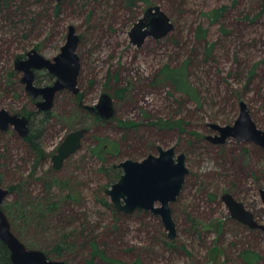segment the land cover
<instances>
[{"label": "rangeland", "instance_id": "rangeland-1", "mask_svg": "<svg viewBox=\"0 0 264 264\" xmlns=\"http://www.w3.org/2000/svg\"><path fill=\"white\" fill-rule=\"evenodd\" d=\"M40 1L44 5H57V0ZM67 3L62 4L60 13L52 10L42 20L43 27L28 37L26 32L15 37L0 29V79L10 80L0 89V108L12 111L35 108L20 75L8 77L15 70V59L33 48L54 58L67 41L69 27L74 25L81 37L78 55L82 103L93 106L103 94H109L114 99L115 115L109 119L95 118L80 108L71 92L60 93L41 134L44 159L37 161L30 155L26 143L15 133L1 135L2 186L7 188L26 181L31 197L36 198L43 195L42 182L50 181L49 175L68 181L81 193L75 206L88 211L95 233L102 235L101 241L105 243L102 247L110 248L114 257L125 262L142 258L145 264H250L240 256L248 248L260 255L258 264H264V231L239 227L222 198L230 192L264 224L260 195L264 189V148L235 138L226 143L206 138L216 133L210 123H222L210 112L225 117L228 124L237 119L240 102L236 104L232 97L238 93L250 107L255 122L264 128V0H135L132 5L124 0ZM151 6H160L170 17L174 35L181 39L185 51L168 48L165 38L148 39L141 47L131 43L129 31ZM218 13L219 18L215 17ZM200 28L208 30L206 40L215 43L210 61L205 53L201 55ZM193 55L197 57L191 81L202 94L200 106L172 84L158 81L165 64L177 65L176 60L181 64ZM41 81L49 84L46 79ZM118 90H122L121 95H117ZM179 118H185L183 132L172 124H159ZM160 119L162 122H157ZM83 126L89 127V131L81 148L60 169H54L52 155L69 131ZM197 133L200 138L195 137ZM197 139L200 143L194 145ZM100 142L111 149L114 142L119 143V150L107 153L106 162L95 151ZM158 146H175L178 153H185L190 171L181 194L171 205L177 231L174 239L169 237L160 215L145 211L148 218L145 224H140L142 221L134 214L125 217L122 214L126 212H116L103 202L106 199L113 204L106 189L119 177L112 180L102 168H114L129 158L142 160L149 154H157ZM9 163L14 166L11 173L5 170ZM52 192V197L61 202L58 210L49 212L51 218L16 219L13 225L27 246L41 248L51 258L61 259L52 248L71 233L60 224L59 214L61 208L68 206L63 201L68 190L54 186ZM16 194L10 193L4 201L9 214V207L16 206L22 211L25 204L23 196ZM19 197L22 199L18 200ZM192 220L199 228L192 229ZM115 225L122 227V242L108 238ZM88 253L87 249L82 254L67 252L62 259L67 264H86Z\"/></svg>", "mask_w": 264, "mask_h": 264}, {"label": "water", "instance_id": "water-1", "mask_svg": "<svg viewBox=\"0 0 264 264\" xmlns=\"http://www.w3.org/2000/svg\"><path fill=\"white\" fill-rule=\"evenodd\" d=\"M173 28L174 24L166 12L160 6H151L129 31V37L134 45L140 47L148 37L162 38ZM68 32L67 42L53 59L34 48L27 53L26 58L19 56L15 60L16 67L25 72L24 81L28 83L30 92L34 96H43L44 99L39 104L43 110L52 108L57 91L65 88L74 93L80 91L78 87L80 62L77 54L80 37L74 25L69 27ZM35 69H48L57 80L53 85L37 87L33 84ZM87 108L97 111V115L102 119H109L115 115L114 100L109 94H103L96 105ZM10 124L17 126L21 124L23 135H27V118L18 114L10 115L7 110H1V128L6 129ZM209 126L216 133L206 138L213 142L226 143L229 138H235L239 141L253 142L264 148V130L258 127L245 101H241L240 113L234 123H210ZM87 130L80 128L67 134L53 157L56 169H60L65 159L81 148ZM157 149V154H149L142 160L129 158L115 165L122 173L118 181L106 189V193L119 211L131 213L144 210L160 215L166 229L169 230V237L174 239L177 231L171 205L181 194L190 171L186 154L178 153L175 146L170 148L158 146ZM9 194L10 190L0 183V240L8 246L12 263L66 264L63 260L49 258L41 249L28 247L17 237L3 209L4 201ZM260 195L264 203V189L260 190ZM222 198L233 218L252 228L264 230V224L257 221L255 214L242 201L237 200L230 192L223 194Z\"/></svg>", "mask_w": 264, "mask_h": 264}, {"label": "trees", "instance_id": "trees-1", "mask_svg": "<svg viewBox=\"0 0 264 264\" xmlns=\"http://www.w3.org/2000/svg\"><path fill=\"white\" fill-rule=\"evenodd\" d=\"M81 1L82 0H57V5L53 7L51 6L52 3L51 4L46 3L44 5L40 3L42 2L40 0H0V29L3 31L6 30L8 33L13 34L15 37L20 33L26 32L25 36L28 37L34 31L40 30L43 27V21L47 16L50 15V13L52 14L53 11L54 13H60L61 10L60 7L64 2H68L67 4L70 5L73 4L80 5ZM254 1L259 2L260 0H254ZM134 2L135 0H124V3L129 5H132ZM32 4H34L35 7ZM219 15H220L219 13L215 14V17L219 18ZM175 33L176 32L172 30L165 37L168 43L167 47L170 49L175 48V49H180L181 51H185V49H183L181 46L182 45L181 39L177 35H174ZM207 36H208V30H202V28H200L198 41L199 43H201V45L199 46V48L201 49V55L202 53H205L207 56V60L210 61L211 55L214 53L215 43L206 40ZM196 57L194 55L189 56V58H186L181 64H179V61L176 60L177 65L174 66L169 63L165 64L163 68L160 70L158 81H166L169 84H172L175 90H177L181 94L187 95L189 98L190 97L194 98L196 102H198V105L200 106L203 103L202 94L200 93L199 89L193 85L191 81L192 67H193L192 65L194 64L195 62L194 58ZM14 75H15V71L11 72L10 76H8L9 79L15 77ZM9 83L10 80H7L5 78L0 79V89H2L4 85H7ZM120 92L122 93V90L121 91L118 90L117 95H121ZM239 95L240 93H238L237 96L232 97V101H234L236 104L237 101L238 103L242 101L241 96ZM181 104L183 105L182 102H180V105ZM233 107H234V103H231L230 109H233ZM203 112L206 113V111ZM210 113H211L210 115H213L217 121L222 122L220 124L229 123V121H225L227 120L225 117H220L212 112ZM50 119H51V111L35 116L34 120L32 121L31 134L29 135L28 139L25 142L27 145L28 153L30 155H33L37 159V161H40V159H44L46 157V152L41 140V134L44 129V126L46 125V123L49 122ZM159 121L162 122V119L158 120L157 122ZM184 121L185 118H179L177 120H171V121L165 120L163 121V123H159V124L161 126H167L169 124H172V126H176L181 132H183L184 130L183 125L185 123ZM258 127L264 130L263 127L259 125ZM3 134L6 133L0 131V137ZM195 137L200 138V135L197 133ZM199 143H200L199 139H197L195 143L193 142L194 145ZM106 147L107 146L101 144L100 142V144H98L97 148L95 149L96 154H98L102 158L103 162H106L107 153L115 152L119 150V143L114 142L112 149L110 148V146H108L107 148ZM3 148H4L3 141L0 140V152ZM13 168L14 166L11 163H9L7 164L5 170L8 171V173H11L13 172ZM102 170L106 172L112 180H114L116 177L117 178L120 177L122 173L121 169H117L115 166L114 168L103 167ZM49 177H51L50 181L42 182L43 195L36 196V198L31 197L32 191H30L31 189L28 186V183L24 184V182L26 181L19 182V184H14L7 187L10 190V193H14L16 191V193H18L16 195L23 196V201L25 203L22 206L23 207L22 211L19 210V208L16 206H13V208L9 207L10 214L6 212L7 210L6 207L4 206L5 203L3 205V209L6 212L11 222L12 230L17 235V237H19L21 241L24 242L23 238L20 236V234L17 232L16 228L14 227L13 222L16 219L22 220L23 218V220H25L28 217H31V219L35 217L42 218L41 216L43 217L46 216V218H51L49 212L53 213L54 210H58L61 202V200L58 201L54 199V197H52L53 196L52 189L54 186H62L65 190L66 189L68 190V193L63 198V201L65 203L67 202L68 206H65V209L63 210L61 208V211L59 213L61 214L60 224H63V228L68 230L70 229L71 233L66 234L65 237L62 238L58 242V244L52 248V251L55 252L59 258H61L59 260H63L64 255H67L66 254L67 252L82 254L84 253L85 249H87L89 253L86 256L87 258H85L86 264H145V262L142 261V258L133 262H125L120 257H114L111 254V252H109L110 248L109 249H106V247L103 248L102 245L104 246L105 243H102L101 241L102 235L95 233V228L90 219V215L88 211H86L85 209L84 211H82V209H79V206H75V203L78 202L79 195L81 194L79 190L75 189L73 186H70L68 181L66 182L60 181L59 178L52 177L51 175H49ZM20 199H22V197L18 198V200ZM18 202L19 201H17V203ZM103 202L104 204L112 207L114 211L119 212L118 209L115 208L113 204H110V202H108L106 199L103 200ZM145 213L147 212L143 210H138L135 213H127V214L124 213L122 215L128 217L134 214L135 217H138L140 221H142L140 224L143 223L145 224L146 219L148 218V216H146ZM118 218L119 215H117V219ZM124 226H125L124 228H126V226H128V223L124 224ZM191 226L192 229H196V227L199 228L197 222L193 220L191 222ZM239 227L243 228L244 226L243 224L240 223ZM122 231H123L122 227L120 228L118 225H115L114 231H112L108 235V238L109 239L113 238L116 241L122 242L124 239ZM31 247L33 246H30V248ZM37 249H41V248L37 247ZM46 254L49 256L47 252ZM240 256L250 264H258V261L260 259V255L256 251L248 248L243 250L240 253ZM49 258L51 257L49 256ZM63 261H65L67 264L66 260ZM0 264H13L11 261L10 250L8 246L5 243H3L1 240H0Z\"/></svg>", "mask_w": 264, "mask_h": 264}, {"label": "flooded vegetation", "instance_id": "flooded-vegetation-1", "mask_svg": "<svg viewBox=\"0 0 264 264\" xmlns=\"http://www.w3.org/2000/svg\"><path fill=\"white\" fill-rule=\"evenodd\" d=\"M148 9V8H147ZM76 28V27H75ZM174 29V28H173ZM69 33V32H68ZM76 33L78 34V32H77V28H76ZM79 35V34H78ZM79 37H80V35H79ZM166 36H164V37H162V38H154V37H148L146 40H145V42L144 43H146V41L148 40V39H154V40H162L163 38H165ZM67 39H68V36H67ZM80 40H81V37H80ZM80 40H79V43H78V47H79V44H80ZM67 42V41H66ZM132 43V42H131ZM143 43V44H144ZM133 44V43H132ZM142 44V45H143ZM134 45V44H133ZM141 45V46H142ZM140 46V47H141ZM139 47V46H138ZM34 49V48H33ZM36 49H38V48H36ZM32 50V49H31ZM39 50V49H38ZM30 51V50H29ZM28 51V52H29ZM40 51V50H39ZM27 52V53H28ZM27 53L26 54H24V55H20V56H23L24 58H26L27 57ZM77 54H78V48H77ZM79 56V55H78ZM19 56H17V58H18ZM16 58V59H17ZM15 59V60H16ZM53 59V58H52ZM79 62H80V73H81V61H80V56H79ZM15 70V74H19L20 75V82L25 86V89H26V91H27V93H28V95H29V97H30V99H31V102H32V104H34V106H35V108L33 109V110H30V111H28V110H24V111H12V110H9V109H6V108H0V111L1 110H3V109H5V110H7L9 113H10V115H16V114H18L20 117H25V118H27V128H28V130H27V135L26 136H24L23 135V133H24V130H23V126L20 124V125H15V124H10L6 129H3V128H1V126H0V131H2V132H5L6 133V135H8V133H11V132H13V133H15L16 134V136L20 139V140H22V141H24V142H26V140L28 139V137H29V135L31 134V129H32V121L34 120V118H35V116H37V115H39V114H43V113H46V112H48V111H51V115L53 114V109H54V106H55V103H56V99H57V97L60 95V93H67V92H71L74 96H75V98H76V100H77V102L79 103V106H80V108L81 109H83V111H84V109L86 110V111H89L90 113H92L94 116L93 117H95V118H97V117H99L100 119H102L99 115H97V111L95 112V111H92V110H90L89 108H87V106L86 105H84L83 103H82V96H83V91L80 89V87H79V77H80V73H79V77H78V87H79V89H80V91L78 92V93H74L72 90H70L69 88H65V89H61V90H59V91H57L56 92V94H55V97H54V102H53V106H52V108L51 109H49V110H43L41 107H40V102H42L43 101V96L42 95H39V96H34L33 95V93H31L30 92V89H29V87H28V83L26 82V81H24V78H25V72L24 71H21V70H19L17 67H16V65H15V68H14ZM41 71H45L46 72V74L47 75H45V76H43L42 74V72ZM40 75H42V76H40ZM46 77V78H45ZM48 77V78H47ZM42 79H46V80H48L49 81V84L48 83H45V81L43 82V81H41ZM57 80V78H56V76L54 75V74H52L51 72H49L48 71V69H35L34 70V80H33V84L35 85V86H37V87H43V86H48V85H53L54 83H55V81ZM84 97V96H83ZM81 98V99H80ZM114 100V99H113ZM243 101V100H242ZM241 103V102H240ZM249 107V106H248ZM249 110H250V112H251V109H250V107H249ZM252 115V114H251ZM80 128H87L88 130H87V132H86V134L88 133V131H89V127H87V126H83V127H79V128H77V129H80ZM74 130H76V129H74ZM73 131V130H72ZM71 131H69V133H70ZM85 134V135H86ZM85 137V136H84ZM97 146V145H96ZM107 146V145H106ZM107 148V147H106ZM57 153V151L52 155V162H53V168L54 169H56L55 167H54V161H53V157H54V155ZM40 160H42V159H40ZM66 160V159H65ZM144 211V210H143ZM256 217V216H255ZM237 220V219H236ZM239 223H241V224H243V226L244 227H246V228H249V229H251V230H262V231H264L263 229H260V228H252V227H250V226H248V225H246V224H244V223H242V222H240V221H238Z\"/></svg>", "mask_w": 264, "mask_h": 264}]
</instances>
